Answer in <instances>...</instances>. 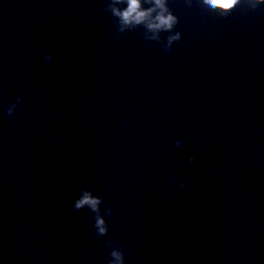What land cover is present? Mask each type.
Returning <instances> with one entry per match:
<instances>
[{
  "label": "water",
  "instance_id": "95a60500",
  "mask_svg": "<svg viewBox=\"0 0 264 264\" xmlns=\"http://www.w3.org/2000/svg\"><path fill=\"white\" fill-rule=\"evenodd\" d=\"M112 2L0 0V264H264V6Z\"/></svg>",
  "mask_w": 264,
  "mask_h": 264
},
{
  "label": "clouds",
  "instance_id": "9594fccd",
  "mask_svg": "<svg viewBox=\"0 0 264 264\" xmlns=\"http://www.w3.org/2000/svg\"><path fill=\"white\" fill-rule=\"evenodd\" d=\"M200 7L210 12H219L222 15L232 13L243 0H197ZM253 8L264 6V0H250ZM150 5L145 7V4ZM111 11L114 16L119 18L120 31L123 32L129 28L144 25L150 33L149 39L158 40L161 31L172 32L177 23L178 17L170 10L168 0H113ZM179 41V34H174L169 37L168 46ZM24 52L28 49L24 48ZM48 63H52L54 57L51 54L45 56ZM24 103V97L18 95L15 101L7 108V115L12 120H15L17 110L21 108ZM201 141L204 140L203 135L199 137ZM178 148L183 146L182 140H177ZM195 157L191 158L189 163H193ZM183 188V185H181ZM102 200L94 196L91 192H84L81 199L76 201L75 209L80 210L88 207L97 213L96 228L99 236H104L108 233L109 227L104 218L99 214ZM25 231H31L25 228ZM109 264H123V258L119 251H111L109 253Z\"/></svg>",
  "mask_w": 264,
  "mask_h": 264
}]
</instances>
